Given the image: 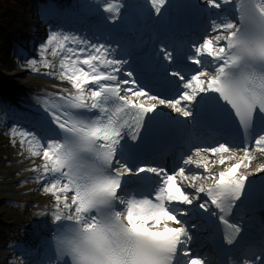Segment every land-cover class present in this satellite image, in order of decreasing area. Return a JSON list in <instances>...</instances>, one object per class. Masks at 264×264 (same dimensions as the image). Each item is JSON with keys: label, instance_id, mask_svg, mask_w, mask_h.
<instances>
[{"label": "snow or ice", "instance_id": "obj_1", "mask_svg": "<svg viewBox=\"0 0 264 264\" xmlns=\"http://www.w3.org/2000/svg\"><path fill=\"white\" fill-rule=\"evenodd\" d=\"M67 14L96 23L66 30ZM149 17L159 38L117 34ZM43 19L38 58L18 66L58 90L29 127L0 107L32 164L22 183L50 194L48 236L10 244L5 264H264V217L243 243L264 211V0H78Z\"/></svg>", "mask_w": 264, "mask_h": 264}, {"label": "rangeland", "instance_id": "obj_2", "mask_svg": "<svg viewBox=\"0 0 264 264\" xmlns=\"http://www.w3.org/2000/svg\"><path fill=\"white\" fill-rule=\"evenodd\" d=\"M3 2L0 17L3 15L6 18L10 33L4 37V43L0 47V79L8 82L5 87L10 90L12 98L0 93V101H7L15 106L22 98L33 97L34 94L30 90H37L36 82L47 78L18 65L25 63L28 58H38L39 44L46 39L48 33V24L46 25L43 19L45 13L49 9L54 10V7L61 10L67 5L63 0H3ZM21 4L28 8L31 6L33 9L31 19L33 23L28 22L25 12H18L23 11ZM27 7L23 8L27 10ZM18 14L22 16H16ZM17 22L27 24V28L19 27ZM2 111L0 110V251L8 249L10 244L20 242L19 236L22 233L16 231L13 226L25 208L24 203L28 202L26 196L30 185L22 181L33 174L27 170L32 166L30 159L26 160L27 153L24 156L18 154L19 143L13 145L11 137L6 134L11 123L9 116L4 115ZM24 123L28 125L25 118ZM35 159L39 161V158ZM34 194L37 197L42 195L41 191ZM35 244L34 241L28 242L30 247Z\"/></svg>", "mask_w": 264, "mask_h": 264}, {"label": "bare ground", "instance_id": "obj_3", "mask_svg": "<svg viewBox=\"0 0 264 264\" xmlns=\"http://www.w3.org/2000/svg\"><path fill=\"white\" fill-rule=\"evenodd\" d=\"M63 1L66 2L67 5L65 6L66 13H70V11L74 8V6L78 2V0H63ZM68 5H71V8H69L70 6ZM68 8L69 10H67ZM70 25L71 26H68L69 29L67 30L73 29L74 27L75 28L81 27L79 25L77 26L76 23ZM60 83H61L60 81L55 80L54 78H46L44 80L37 81L36 82L37 90H32V91L30 90V92L34 94L33 97H26L25 99L22 98V100L19 101V105H23L26 108H29L32 113L31 116L33 117L35 115V107H34L35 97L36 96L43 97L48 92L57 91L58 89L53 88V85ZM37 162L39 161L37 160ZM169 163L170 164L172 163V159L169 160ZM33 175L34 173L32 174V176ZM27 183L30 185L28 189L29 191H27V194L29 193L30 194L26 196L28 197V202L24 203L25 208L24 210H22L21 215L18 216V219H16V224L13 226L16 231L22 233L21 236H19L20 245L22 246H27L28 242L33 243V241H37L39 243L40 240H42L43 235L48 233L47 227L44 223L45 218L36 215V213L42 210L43 206L49 202L50 194H46L41 191L42 193L41 196L37 198H33L34 196L33 193L40 191L39 186L34 181H29ZM205 249L208 248L205 247ZM11 254L12 253L9 249L2 250V252L0 253V262L2 264H5L6 258L9 257Z\"/></svg>", "mask_w": 264, "mask_h": 264}, {"label": "trees", "instance_id": "obj_4", "mask_svg": "<svg viewBox=\"0 0 264 264\" xmlns=\"http://www.w3.org/2000/svg\"><path fill=\"white\" fill-rule=\"evenodd\" d=\"M7 1H11V0H7ZM3 3H4L3 0H0V9L2 7H4ZM6 9H7V7H6ZM4 29L7 30L8 27L6 25V18H4L3 15H1V17H0V46L3 44V40H4V36H5Z\"/></svg>", "mask_w": 264, "mask_h": 264}]
</instances>
